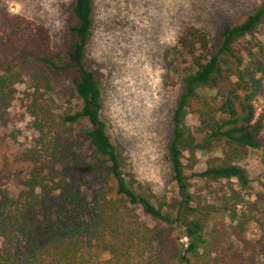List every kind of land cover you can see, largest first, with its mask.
<instances>
[{
	"label": "trees",
	"instance_id": "trees-1",
	"mask_svg": "<svg viewBox=\"0 0 264 264\" xmlns=\"http://www.w3.org/2000/svg\"><path fill=\"white\" fill-rule=\"evenodd\" d=\"M75 13L78 23L71 31L78 42L69 52L71 64L52 49L44 28L9 13L3 16L13 34L11 52L22 53L56 75L78 70L76 90L82 109L61 117L58 125L70 134L81 126L80 137L91 154L59 147L26 190L0 189V264H217L219 258L211 256L220 245L229 254L224 264H260L264 261V40L257 36L264 28V5L242 22L222 27L218 48L212 50L210 38L190 27L166 55L168 68L183 66L190 71L174 113L169 146L180 201L167 205L168 211L157 207L136 182L103 120V93L87 65L94 36L93 0H77ZM21 82L22 73L0 60V121L8 116ZM190 112L199 122L195 129L186 124ZM185 150L194 158L199 151L209 155L206 169L193 175L209 189L237 182L243 191L252 181L242 164L251 152L261 153V192L245 205L242 217H236V207L245 203L243 196L233 190L229 198L224 185L222 197L215 192L220 204L197 202L186 175ZM231 213L238 226L233 231L216 227L209 242L205 234L212 218ZM148 220L156 225L151 228ZM252 225L260 231L254 239L249 235ZM177 229H184L190 240L185 252L178 247ZM236 240L240 246L230 255ZM107 256L109 261H103Z\"/></svg>",
	"mask_w": 264,
	"mask_h": 264
},
{
	"label": "rangeland",
	"instance_id": "rangeland-1",
	"mask_svg": "<svg viewBox=\"0 0 264 264\" xmlns=\"http://www.w3.org/2000/svg\"><path fill=\"white\" fill-rule=\"evenodd\" d=\"M76 4L77 0H0V60L22 73L16 99L6 119L0 121V189L15 186L17 193L26 190L33 177L49 165L47 162L44 166L43 162L59 147L91 154L80 137L81 126L70 134L58 125L61 117L82 109L76 90L78 70L70 68L56 75L22 53L11 52L13 34L3 22V16L9 13L44 28L50 35L52 49L66 64H71L69 52L78 42L71 31L78 23ZM93 4L94 36L87 51V65L100 83L102 116L108 134L124 152L128 170L136 182L157 207L163 206L168 211L167 205L180 201L169 146L174 113L190 71L183 66L168 68L166 55L190 27L210 38L212 50L218 48V31L242 22L262 7L264 0H93ZM257 37L264 40V28ZM186 124L192 129L199 125L192 112ZM208 159L206 152L199 151L194 158L191 151H184L186 175L197 202L220 204L215 192L222 197L224 185V194L229 198L233 190L243 196L245 203L236 207L239 213L236 217H242L245 205L261 192V153L251 152L242 164L252 181L248 191H243L237 182L209 189L195 178V173L206 169ZM232 215L214 216L205 238L210 242L216 227L217 231H233L239 223L234 222ZM148 224L151 228L156 225L150 220ZM249 235L253 239L259 237V228L252 225ZM175 238L185 252L190 240L184 229H177ZM239 246L236 240L230 255ZM228 255L220 245L211 258H219L217 264H224ZM109 258L104 257L103 261Z\"/></svg>",
	"mask_w": 264,
	"mask_h": 264
}]
</instances>
